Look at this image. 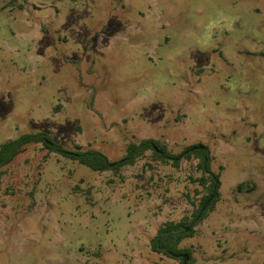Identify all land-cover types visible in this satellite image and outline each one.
<instances>
[{"label": "rangeland", "instance_id": "obj_1", "mask_svg": "<svg viewBox=\"0 0 264 264\" xmlns=\"http://www.w3.org/2000/svg\"><path fill=\"white\" fill-rule=\"evenodd\" d=\"M37 132L112 162L206 147L220 197L187 264H264V0H0V146ZM198 163L26 146L0 169V264H183L150 240L199 208Z\"/></svg>", "mask_w": 264, "mask_h": 264}, {"label": "trees", "instance_id": "obj_2", "mask_svg": "<svg viewBox=\"0 0 264 264\" xmlns=\"http://www.w3.org/2000/svg\"><path fill=\"white\" fill-rule=\"evenodd\" d=\"M30 144H42L49 152L59 154L98 173L112 171L117 174L122 167L134 165L136 160L148 150L153 151L162 163L171 162L175 167L178 166L179 159L182 155H185L187 159L192 155H196L199 158L197 169L203 175L200 178V184L207 192L199 208L191 218H184L180 222H166L162 224L157 229L155 236L150 240V249L152 252L179 260L181 263H183V255H187L190 259L191 253L187 249L180 248V243L186 237L193 234L194 227L214 209L220 197L219 175L211 169L209 153L206 147H203V149L190 147L181 155H172L167 153L164 144H161L159 141L145 139L138 144H129L126 148L125 156L112 162L103 153L96 150L76 148L75 151H66L55 144L48 133L37 132L23 134L15 140L2 144L0 146V169L10 164ZM207 202H209L208 205L201 212Z\"/></svg>", "mask_w": 264, "mask_h": 264}, {"label": "water", "instance_id": "obj_3", "mask_svg": "<svg viewBox=\"0 0 264 264\" xmlns=\"http://www.w3.org/2000/svg\"><path fill=\"white\" fill-rule=\"evenodd\" d=\"M198 148H199V149H203V147H201V146H199ZM208 203H209V202H207V203L205 204V206L202 208L201 212H203V211L205 210V208H206V206L208 205ZM187 259H188V256H187V255H183V264H187Z\"/></svg>", "mask_w": 264, "mask_h": 264}]
</instances>
